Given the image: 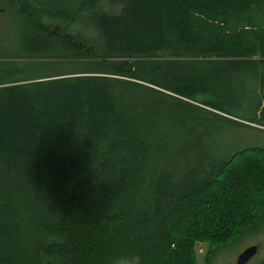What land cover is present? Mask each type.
Wrapping results in <instances>:
<instances>
[{
  "label": "trees",
  "instance_id": "16d2710c",
  "mask_svg": "<svg viewBox=\"0 0 264 264\" xmlns=\"http://www.w3.org/2000/svg\"><path fill=\"white\" fill-rule=\"evenodd\" d=\"M63 4L19 3L21 66L88 69L0 63V264H211L264 223V0Z\"/></svg>",
  "mask_w": 264,
  "mask_h": 264
},
{
  "label": "rangeland",
  "instance_id": "374dc122",
  "mask_svg": "<svg viewBox=\"0 0 264 264\" xmlns=\"http://www.w3.org/2000/svg\"><path fill=\"white\" fill-rule=\"evenodd\" d=\"M22 0H0V63L13 62L17 67H21L28 73L37 72L39 74H53L59 73H71L74 71H82L89 68L86 64L87 60L74 56L68 48H61L54 44L51 45V52L54 55H49V58H35L31 59L30 67H22V51L19 49L17 38L22 34L24 28V20L19 12V3ZM38 3H44L47 0H36ZM55 6L61 5L69 7L73 6L78 0H48ZM25 3H28L25 1ZM69 4V5H67ZM48 14H42L38 18L41 23H57V17L46 12ZM63 16L68 18L64 13ZM69 19V18H68ZM64 21V19H62ZM78 23L70 26L72 32L77 31L81 34L84 33V29ZM30 32V31H28ZM18 35V36H17ZM61 52V53H60ZM60 53V54H59ZM25 73V72H23ZM236 118V117H231ZM237 121L245 124H249L246 120L236 118ZM253 125V124H251ZM255 246L256 252L250 257L245 264H261L264 261V223L258 222L255 226L247 229L239 239L230 241L222 246L217 247L214 250V255L211 258V264H236L238 256L248 247ZM195 257L196 264H204V257L208 245L204 242H195Z\"/></svg>",
  "mask_w": 264,
  "mask_h": 264
},
{
  "label": "clouds",
  "instance_id": "9594fccd",
  "mask_svg": "<svg viewBox=\"0 0 264 264\" xmlns=\"http://www.w3.org/2000/svg\"><path fill=\"white\" fill-rule=\"evenodd\" d=\"M111 264H142V256L137 252L126 251L116 255Z\"/></svg>",
  "mask_w": 264,
  "mask_h": 264
},
{
  "label": "water",
  "instance_id": "95a60500",
  "mask_svg": "<svg viewBox=\"0 0 264 264\" xmlns=\"http://www.w3.org/2000/svg\"><path fill=\"white\" fill-rule=\"evenodd\" d=\"M256 252V247L255 246H251L246 248L239 256L237 259V263L236 264H245L250 257H252Z\"/></svg>",
  "mask_w": 264,
  "mask_h": 264
}]
</instances>
